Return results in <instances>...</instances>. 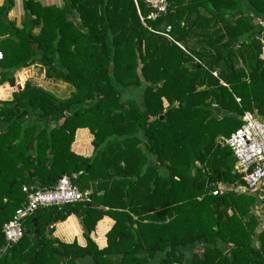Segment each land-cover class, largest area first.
Listing matches in <instances>:
<instances>
[{"label": "trees", "instance_id": "obj_1", "mask_svg": "<svg viewBox=\"0 0 264 264\" xmlns=\"http://www.w3.org/2000/svg\"><path fill=\"white\" fill-rule=\"evenodd\" d=\"M3 1L0 96L36 63L73 90L62 100L29 81L0 98V264H264L259 198L222 142L246 112L264 120V0H167L156 20L146 0H23L21 27ZM79 129L93 136L90 158L71 150ZM64 176L81 191L95 183L91 201L36 211L4 250L23 188ZM218 184L229 190L214 195ZM71 216L85 248L52 237ZM105 217L115 225L99 250L91 235Z\"/></svg>", "mask_w": 264, "mask_h": 264}, {"label": "built area", "instance_id": "obj_2", "mask_svg": "<svg viewBox=\"0 0 264 264\" xmlns=\"http://www.w3.org/2000/svg\"><path fill=\"white\" fill-rule=\"evenodd\" d=\"M146 3L152 9L147 18L149 20H156L168 11L167 0H146ZM141 20L144 22V18ZM3 58L4 55L0 49V61ZM20 88L23 87L20 86ZM242 122L241 128L232 133L229 138L222 139V142L234 154L235 171L245 183L243 192H249L259 198L257 214L264 227V120L260 119L256 113L246 112ZM225 190L229 189L218 184L213 194L219 195ZM23 191L27 197L26 202L16 211L13 218L3 225L2 234L6 243L4 250L17 245L24 238L26 234L24 222L36 211L53 206L91 201V191H81L68 176L62 177L52 188L39 189L27 186L23 188Z\"/></svg>", "mask_w": 264, "mask_h": 264}, {"label": "crops", "instance_id": "obj_3", "mask_svg": "<svg viewBox=\"0 0 264 264\" xmlns=\"http://www.w3.org/2000/svg\"><path fill=\"white\" fill-rule=\"evenodd\" d=\"M44 6H57L62 7L64 5L63 0H38ZM4 4L3 0H0V6ZM24 7L23 0H15V7L9 13V19L16 21L17 25L21 27V23L24 19ZM40 65L39 63L34 64V66ZM43 67V66H42ZM44 69V68H43ZM54 85L59 87L65 86L62 83L52 82ZM63 88V87H62ZM93 136L87 129H79L75 136V141L72 144L71 150L80 156L85 158H90L93 154L94 148L92 146ZM90 191L94 192L96 184H90ZM233 189V188H232ZM236 190L240 191V188ZM243 190V188H242ZM115 222L109 217L103 218L96 226L94 233L91 235L92 241L95 243L99 250H103L107 247V234L112 230ZM54 233L52 237L58 239L60 242L66 245H71L77 243L79 247L85 248L87 246V241L84 237V229L81 225L80 220L76 216L69 217L66 221L56 224L54 227ZM79 264H93L92 260L89 258L82 259Z\"/></svg>", "mask_w": 264, "mask_h": 264}, {"label": "rangeland", "instance_id": "obj_4", "mask_svg": "<svg viewBox=\"0 0 264 264\" xmlns=\"http://www.w3.org/2000/svg\"><path fill=\"white\" fill-rule=\"evenodd\" d=\"M16 77H17V86L13 89H11V88L8 89L7 95H5L6 97L0 96V98L8 99L9 97H11L12 93L16 92V90L19 89L20 86L24 87L29 81H34L35 83L42 85L43 88L51 91L59 99H62V100L70 97L72 90H73L70 85H65V86H67L66 88H64V86L59 87L57 85H54L52 83L53 81L46 79L45 78V70L40 65H36V66L32 65V66L18 72L16 74ZM136 95H137V90L136 89H130L127 91L125 96H123V100L126 101L128 99L135 98ZM32 120L33 119H30V121H32ZM256 213H257V210H256ZM262 229H264L263 225H262ZM0 251L2 252V250H0ZM198 253L201 254V252H198Z\"/></svg>", "mask_w": 264, "mask_h": 264}, {"label": "water", "instance_id": "obj_5", "mask_svg": "<svg viewBox=\"0 0 264 264\" xmlns=\"http://www.w3.org/2000/svg\"><path fill=\"white\" fill-rule=\"evenodd\" d=\"M170 113H171V110H168L163 116H160V119L163 120L165 117L169 116ZM215 113H217L218 116H221L222 111L218 107H215ZM34 142H35V139L32 138V140L30 142V150L31 151L33 150ZM49 153H51V151ZM39 186H40V184H37L36 188H38ZM38 233H39V230L36 229L35 235H34V239H35L36 244L39 243Z\"/></svg>", "mask_w": 264, "mask_h": 264}]
</instances>
